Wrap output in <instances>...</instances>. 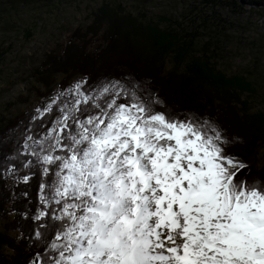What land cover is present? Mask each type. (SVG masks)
Listing matches in <instances>:
<instances>
[{
  "label": "snow or ice",
  "instance_id": "snow-or-ice-1",
  "mask_svg": "<svg viewBox=\"0 0 264 264\" xmlns=\"http://www.w3.org/2000/svg\"><path fill=\"white\" fill-rule=\"evenodd\" d=\"M71 91L34 141L61 221L50 264H264V180L218 127L123 89Z\"/></svg>",
  "mask_w": 264,
  "mask_h": 264
},
{
  "label": "trees",
  "instance_id": "trees-1",
  "mask_svg": "<svg viewBox=\"0 0 264 264\" xmlns=\"http://www.w3.org/2000/svg\"><path fill=\"white\" fill-rule=\"evenodd\" d=\"M92 14V21L76 27L61 49L45 53L36 70L46 87L40 106L13 118L0 116V264H50L56 255L50 244L61 224L54 218L59 206L49 201V177L33 155L39 150L34 141L44 139L60 107L74 99L69 85L77 75L85 76L81 86L86 95L99 97L104 87L123 89L157 101L156 110L218 127L228 141L226 153L248 165L249 180H264V164L258 168L256 161L264 147V113L251 107L258 88L248 73L229 75L217 67L223 48L214 39L219 38L211 34L199 44L201 32L188 31L180 21H157L144 10H126L110 0ZM208 21L203 18L199 28L210 34ZM59 73L63 78L55 92L51 86ZM53 93L56 103L47 104ZM128 98L122 95L120 102ZM49 105L53 111L41 116ZM42 211L48 215L41 217Z\"/></svg>",
  "mask_w": 264,
  "mask_h": 264
},
{
  "label": "rangeland",
  "instance_id": "rangeland-1",
  "mask_svg": "<svg viewBox=\"0 0 264 264\" xmlns=\"http://www.w3.org/2000/svg\"><path fill=\"white\" fill-rule=\"evenodd\" d=\"M103 1L109 0H0V116L7 119L37 109L45 85L36 72L44 55L59 50L69 34L78 26L85 28ZM126 10H144L157 21L163 18L182 22L192 33L201 32L198 43L211 34L223 49L217 57V67L227 74L248 73L258 88L251 102L252 111L264 113V0H110ZM240 3L243 6L238 7ZM208 19L210 34L199 28ZM199 28L198 30H196ZM173 61L168 59L167 68ZM63 74L56 76L51 88L56 92ZM85 76L77 75L71 82L84 83ZM56 101L55 93L45 100ZM257 167L264 164V147L258 150ZM0 219V230H3ZM15 233L14 231H12Z\"/></svg>",
  "mask_w": 264,
  "mask_h": 264
},
{
  "label": "water",
  "instance_id": "water-1",
  "mask_svg": "<svg viewBox=\"0 0 264 264\" xmlns=\"http://www.w3.org/2000/svg\"><path fill=\"white\" fill-rule=\"evenodd\" d=\"M36 264H37V260H35Z\"/></svg>",
  "mask_w": 264,
  "mask_h": 264
}]
</instances>
